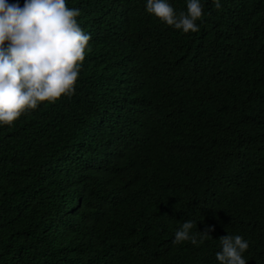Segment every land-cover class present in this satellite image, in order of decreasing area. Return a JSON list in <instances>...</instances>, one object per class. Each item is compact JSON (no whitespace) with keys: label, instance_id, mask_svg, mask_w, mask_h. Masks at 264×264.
<instances>
[{"label":"trees","instance_id":"16d2710c","mask_svg":"<svg viewBox=\"0 0 264 264\" xmlns=\"http://www.w3.org/2000/svg\"><path fill=\"white\" fill-rule=\"evenodd\" d=\"M146 2L66 0L91 51L0 125V264H219L228 234L264 264V0H201L189 33ZM187 220L215 230L174 244Z\"/></svg>","mask_w":264,"mask_h":264},{"label":"clouds","instance_id":"9594fccd","mask_svg":"<svg viewBox=\"0 0 264 264\" xmlns=\"http://www.w3.org/2000/svg\"><path fill=\"white\" fill-rule=\"evenodd\" d=\"M213 3L221 8L220 0ZM146 10L184 33L199 31L197 21L204 15L201 0H187L186 12H177L168 0H147ZM80 15L66 0H24L23 6L19 0H0V125L12 126L40 102L55 103L75 94L92 39L78 22ZM194 226V221H185L173 243L198 245L215 230L212 225L192 233ZM219 239V264H247L243 253L249 248L248 241L231 234Z\"/></svg>","mask_w":264,"mask_h":264}]
</instances>
